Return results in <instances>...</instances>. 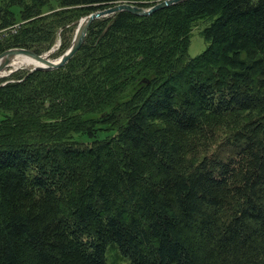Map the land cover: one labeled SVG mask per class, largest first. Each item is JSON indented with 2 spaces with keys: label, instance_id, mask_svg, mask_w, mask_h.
<instances>
[{
  "label": "trees",
  "instance_id": "16d2710c",
  "mask_svg": "<svg viewBox=\"0 0 264 264\" xmlns=\"http://www.w3.org/2000/svg\"><path fill=\"white\" fill-rule=\"evenodd\" d=\"M118 1L0 0V53ZM0 264H264V0L118 11L0 76Z\"/></svg>",
  "mask_w": 264,
  "mask_h": 264
},
{
  "label": "water",
  "instance_id": "95a60500",
  "mask_svg": "<svg viewBox=\"0 0 264 264\" xmlns=\"http://www.w3.org/2000/svg\"><path fill=\"white\" fill-rule=\"evenodd\" d=\"M182 0H160L159 2L145 8L136 4L130 3H115L102 9L95 10L83 16L76 27L74 36L69 47L56 59L48 58L47 53L37 54L30 49L23 47L8 48L0 53V74L3 69L11 63L12 58L17 54H23L39 61L41 64L33 66L32 69H54L63 66L69 58L79 49L83 42L85 33L90 23L100 17L111 15L118 11H128L135 15H148L152 12L166 7L170 4L180 2ZM1 76V75H0Z\"/></svg>",
  "mask_w": 264,
  "mask_h": 264
},
{
  "label": "rangeland",
  "instance_id": "374dc122",
  "mask_svg": "<svg viewBox=\"0 0 264 264\" xmlns=\"http://www.w3.org/2000/svg\"><path fill=\"white\" fill-rule=\"evenodd\" d=\"M160 0H157L155 3L159 2ZM130 3V4H135L133 2H129L128 0H123V1H118L116 3ZM153 3V4H155ZM115 4V3H113ZM137 5V4H136ZM151 6V5H150ZM149 7V6H147ZM145 7V8H147ZM82 17H80L75 26L77 27L78 25V22L79 20L81 19ZM201 24L202 23H199L198 25L194 26V29L192 30L191 34H190V42H189V46H188V55L189 56H195L197 55L198 53H200L204 48L205 46L207 45V42L204 40V38L200 35L199 33V30H200V27H201ZM75 27V29H76ZM75 31V30H74ZM74 36V35H73ZM59 43H60V40L57 39V41L54 43V45L46 52H43V53H47V56L48 58H51V59H56L58 58L60 55L58 56H55V57H51L50 54L55 52L58 47H59ZM17 68H29L30 70H33L32 69V66L27 64L24 60H22L21 57H16L15 59L13 58V60L11 61V63L9 65H7L3 71L1 72V76L3 75H7L8 73H10L12 70L14 69H17Z\"/></svg>",
  "mask_w": 264,
  "mask_h": 264
},
{
  "label": "bare ground",
  "instance_id": "6f19581e",
  "mask_svg": "<svg viewBox=\"0 0 264 264\" xmlns=\"http://www.w3.org/2000/svg\"><path fill=\"white\" fill-rule=\"evenodd\" d=\"M143 7V6H142ZM12 48H14V47H12ZM28 49V48H27ZM34 52V51H33ZM36 53V52H35ZM38 54V53H37ZM40 54H42V53H40ZM21 57L22 58V60H24L27 64H29V65H31L32 67L33 66H36V65H39V64H41L39 61H37L36 59H34V58H31V57H28V56H25V55H23V54H17V55H15L13 58L15 59L16 57ZM12 58V59H13ZM9 65V64H8Z\"/></svg>",
  "mask_w": 264,
  "mask_h": 264
}]
</instances>
